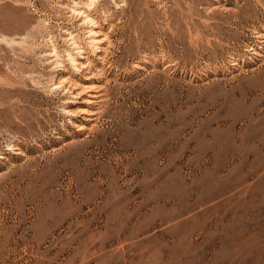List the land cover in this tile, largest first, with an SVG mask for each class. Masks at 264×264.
I'll use <instances>...</instances> for the list:
<instances>
[{"label": "rangeland", "instance_id": "rangeland-1", "mask_svg": "<svg viewBox=\"0 0 264 264\" xmlns=\"http://www.w3.org/2000/svg\"><path fill=\"white\" fill-rule=\"evenodd\" d=\"M0 264H264V0H0Z\"/></svg>", "mask_w": 264, "mask_h": 264}]
</instances>
